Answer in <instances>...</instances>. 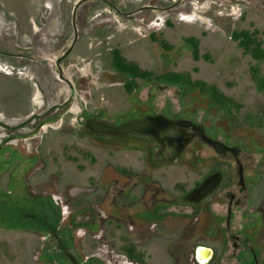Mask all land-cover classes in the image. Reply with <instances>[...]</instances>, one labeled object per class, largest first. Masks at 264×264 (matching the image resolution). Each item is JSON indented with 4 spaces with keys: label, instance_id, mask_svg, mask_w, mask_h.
<instances>
[{
    "label": "rangeland",
    "instance_id": "374dc122",
    "mask_svg": "<svg viewBox=\"0 0 264 264\" xmlns=\"http://www.w3.org/2000/svg\"><path fill=\"white\" fill-rule=\"evenodd\" d=\"M175 1L82 0L73 15L78 0H0V31L7 34L0 38V69L10 67L0 70V122L15 121L14 129L0 126L1 137H14L0 144V264H71L65 252L79 262L116 264L113 254L131 257L130 249L143 264H197L195 245L215 243L226 200L219 194L195 201L192 191L218 164L230 176L233 157L194 139L174 161L151 157L145 135L90 132L86 114L114 124L147 114L193 121L250 157L249 216L238 214L232 228H254L252 238L264 249V10L250 0L238 17L232 0H185L167 11ZM52 17L59 28L43 54L35 28ZM72 20L78 38L60 66L62 73L70 69L74 94L64 102L71 94L58 95L51 69L71 44ZM26 47L29 60L18 57L27 56ZM116 61L137 69L124 73ZM176 76L198 84L172 83ZM118 169L149 173L156 186L142 198L154 201H135L134 181L122 189ZM155 213L158 220H150Z\"/></svg>",
    "mask_w": 264,
    "mask_h": 264
},
{
    "label": "flooded vegetation",
    "instance_id": "af4514ba",
    "mask_svg": "<svg viewBox=\"0 0 264 264\" xmlns=\"http://www.w3.org/2000/svg\"><path fill=\"white\" fill-rule=\"evenodd\" d=\"M149 6H140V11L143 9V8H147ZM155 7V6H153ZM138 8V9H139ZM51 20H55L54 17L48 19V23H52ZM71 25H72V29H73V32H74V27L77 28V23H75L74 20H72L71 22ZM9 29V28H8ZM73 34V33H72ZM3 35H7L6 33H4ZM3 35H0V38L3 36ZM13 35H14V32H13ZM52 37V36H50ZM78 38V37H77ZM40 39V38H39ZM42 44V46L44 47H40V48H46L47 47V43H48V39L45 38V39H40ZM69 47V46H68ZM23 52H26L27 53V56H24V55H20L18 57H22V58H27L28 60L31 58L30 56V53H31V50L32 48L31 47H26V48H23L22 49ZM50 49L48 48V51ZM68 50V49H67ZM69 53V52H68ZM68 53L63 56L61 59H60V62L59 64H61L63 62V60L66 58V56L68 55ZM53 71V76L56 75V77L54 76V78H56L57 80V83L54 84L55 88L56 89H63L64 87V92L66 93H69L70 92V96L64 100V102H70L72 99V95L74 94L73 92V88H72V85H73V82L65 76V73L63 71V73L61 72V76H59L58 74V68L55 67V69H51ZM57 70V71H56ZM38 76H40V72H36ZM67 78V79H66ZM67 81L68 83H66L65 81ZM59 84H61V87L59 86ZM49 86V84H48ZM66 89V91H65ZM41 103V98H40V102ZM73 108H77L76 105H73ZM94 115V114H93ZM93 115H89V114H86L85 115V120L89 117H92ZM148 115V114H147ZM147 115H144V116H140V117H137V118H131L127 121H131V120H138V119H142L144 118L145 116ZM150 116L154 115V114H149ZM156 115V114H155ZM4 118L3 115L0 113V119ZM97 119L99 121L100 118L99 116L97 117ZM84 120V122H85ZM127 121H123L121 123H124V122H127ZM177 121V120H176ZM182 121H186V120H182ZM15 121L14 120H6V123H3V122H0V126L1 127H4V128H9L11 126H9L10 124H13ZM104 122V121H102ZM194 125H181L179 124L177 126L178 129H182V132L184 133V135H187L189 140L188 142L186 143V145L191 141V140H197L199 144H202L203 146H207L208 148L212 149L215 153H220V154H229L233 157L234 159V163H233V166L231 165L228 169V171L231 173V175L229 176H225L224 175V172L221 170L220 167H222L220 164L216 165L213 167V172L212 174L214 173H219L220 174V180H219V183L218 185L214 188V190L209 194V195H212V197H216L220 194V196L223 198H225L226 202H225V207L222 208V210H225V216H222L221 219H222V222L224 223L222 225L219 224H215L216 225V241L213 245V248L211 249H208V254L206 253L205 250L203 249H199L197 251V254H198V257L202 258L201 259H198L199 262L200 260L203 261L204 259V262H202L203 264H264V249L263 248H260V245L257 241L256 238H252V234L254 232V228H252V230H250L248 228V225H243V223L240 224L239 228L235 229V228H232V223H233V220L236 216H238L239 214V218H242L243 215H246V216H249V213L248 211L245 212V205L249 202V198H250V201H251V193L253 192L252 191V186L249 184L251 180H249V178L247 177V175H245V172H247V170L249 169L248 167L251 165V163L253 161H250V157H240V154H239V149L237 148V150H229V149H224L223 152H220L219 149H216L214 148L212 145L208 144V143H205L201 137L199 136L198 134V130L201 129L200 126H198L199 124L191 121ZM10 123V124H9ZM107 124H110V125H119L121 123H118V124H114V123H108V122H105ZM174 123V121H173ZM172 123H168L167 127L168 128H171L173 126H171ZM14 129V127H11ZM166 128V127H165ZM164 128V129H165ZM203 129V132H204V135L212 138L211 136L207 135L204 128L202 127ZM135 135V136H138V135H145V137H148V139L150 140L151 144L149 146V156L153 157V156H161V153L162 151L164 150V145L160 143L159 139L156 138L155 135L151 134V133H143V134H139V133H127L125 135H123L124 137L125 136H128V135ZM105 135H109L110 137L111 136H115L114 134H110V133H105ZM11 138H13L12 135H8V132H6V137L3 138V136L1 137L0 136V144H2V142H5L7 143ZM214 140H218L222 143H224L225 145H227L224 141L222 140H219V139H215V138H212ZM235 152V154L233 153ZM249 158V159H248ZM244 160H248L250 161L251 163L249 164H245ZM254 163V162H253ZM120 173H117V178L120 180V178L122 179V189H126V186L127 187H130L131 184L129 183L130 181H134L132 182L133 184H135V187L137 188V192L133 195H135L133 197V199L135 201L138 202V200L141 201V205L142 206H146V204H151L154 199L153 197L155 196H151L150 199L147 201L146 199L143 200L142 196L144 193H153V190H154V187L153 186H156V182L155 180L153 179V177L149 174V173H143V172H137L135 173L134 175L132 174H128V172L125 170H120L118 169ZM235 170V172H233ZM133 171V170H132ZM235 174V176H234ZM233 175V176H232ZM116 176V175H115ZM206 177V176H205ZM205 177L203 178V180L205 179ZM208 177V176H207ZM134 180H133V179ZM114 182L112 181H109V183H105V190L110 192L114 186H112L111 184H113ZM114 185V184H113ZM197 187V186H195ZM193 187V188H195ZM143 188H144V191H143ZM127 192V190H125ZM124 192V191H122ZM144 192V193H143ZM187 192H185L183 194V197H184V200H188V203H190L189 199V195H186ZM125 194V192H124ZM209 195H206L205 197H203L202 199H200V201H203L204 199H206ZM192 198V197H191ZM219 198V197H218ZM123 200V199H122ZM143 200V202H142ZM122 204H125V206H128V203L127 201H123ZM157 207L158 206H155V212H157ZM241 208V211L238 212L237 209ZM217 211L219 209V207L216 208ZM261 210L262 209H259L260 211V219H261ZM147 210H145L146 212ZM247 213V214H246ZM141 215V214H140ZM153 216H156L155 218H151L150 220H158V215L155 213V215ZM263 216H264V213H263ZM75 219L76 221H79L81 220L82 222H86L88 223V217H81L80 214H77L75 216ZM81 222V223H82ZM258 226V225H257ZM240 230H243L245 233H242V232H239ZM48 236H54L56 239H57V229L56 228H50L49 231H48ZM58 243L60 244V241L58 240ZM110 244V243H109ZM112 245V244H110ZM64 249V248H63ZM65 250V249H64ZM120 254V253H119ZM120 255H124L125 254H120ZM207 255V256H206ZM65 256L67 258V260L69 261V256H72L70 253L68 252H65ZM76 259L75 256H72ZM126 257V256H125ZM90 257H86L85 259L81 260L80 262L77 261L79 264H89V259ZM194 262H196V259H195V256L192 255L191 257ZM89 259V260H88ZM133 260V259H132ZM70 262V261H69ZM116 262V261H115ZM133 264H140L136 261H131ZM71 263V262H70Z\"/></svg>",
    "mask_w": 264,
    "mask_h": 264
},
{
    "label": "water",
    "instance_id": "95a60500",
    "mask_svg": "<svg viewBox=\"0 0 264 264\" xmlns=\"http://www.w3.org/2000/svg\"><path fill=\"white\" fill-rule=\"evenodd\" d=\"M81 2L82 0H79L78 2L75 3L73 15L76 12V9L78 8ZM77 37H78L77 28L74 27L73 38L68 50H66V52H64L62 55L55 58V66L58 68L59 76H61L60 73L61 67L59 64L60 59L64 56V54L66 55L73 48L77 40ZM97 117L98 116L95 114L92 117H89L85 120L84 126L87 128L88 131L96 134L110 133L116 136H123L127 133H139V134L151 133L155 135L156 138L159 139L161 144L164 145V150L162 151L160 157L162 158V160L165 161H174L177 158V156L182 152L183 148L185 147L186 143L189 140L188 136L184 135L182 129H178L177 126L179 124L183 126L189 124L195 127V125L191 121L177 120L174 121L173 123V121L167 119L162 115H152V116L147 115L142 119L127 121L119 125L107 124L105 122L99 121ZM168 123L169 124L172 123L171 126L173 125L174 126L168 128L167 127ZM198 126H200L201 129H199L197 132L205 143H208L212 145L214 148L219 149L220 152H223L225 148L232 151L237 150V148L234 146L225 145L224 143L218 140H214L204 135L202 126L201 125ZM233 153L235 154V152ZM219 180H220V174L218 172L206 177L200 183V185H198L192 191V198L195 201H199L206 195H209L218 185ZM68 258L71 264H79L74 257L69 256Z\"/></svg>",
    "mask_w": 264,
    "mask_h": 264
},
{
    "label": "crops",
    "instance_id": "0c3cea01",
    "mask_svg": "<svg viewBox=\"0 0 264 264\" xmlns=\"http://www.w3.org/2000/svg\"><path fill=\"white\" fill-rule=\"evenodd\" d=\"M50 5H52L51 4V1H50V3H49ZM51 24L50 23H47L45 26H44V28L43 29H39V28H37L36 26V28H35V33H36V39H45V38H49L50 36H53L55 33H56V31H58V28H59V25H58V22L56 21V19L55 20H51ZM2 23H4L3 21H2ZM5 33V31H0V35H3ZM40 51H41V53H46L47 51H48V47H46L45 49L44 48H40ZM64 73H65V76L66 77H68L72 82H73V79H72V73H71V71H70V69H66V70H64ZM55 77H56V75H54ZM57 91V93H58V95H59V93H62V92H64V87H63V89L61 90V89H57L56 90ZM65 91H66V89H65ZM66 94V93H65ZM36 102H40V97L39 96H37L36 97ZM209 241H207V243H198L197 245H195V249L196 248H198V250L199 249H203V250H208V249H211V248H213V245L209 242ZM130 249V248H129ZM194 249V250H195ZM208 252V251H207ZM128 255L129 256H131L130 258H133V260H136V261H138L139 263H141V264H143V262L144 261H142L141 260V258L140 257H136L135 255H133L132 254V251H131V249L130 250H128Z\"/></svg>",
    "mask_w": 264,
    "mask_h": 264
},
{
    "label": "built area",
    "instance_id": "2783aa9c",
    "mask_svg": "<svg viewBox=\"0 0 264 264\" xmlns=\"http://www.w3.org/2000/svg\"><path fill=\"white\" fill-rule=\"evenodd\" d=\"M232 1H233V6H231V9L234 8L232 14L235 15V16H238V17L241 16L242 11L245 10L247 7H249V1H250V0H232ZM254 1L258 2L259 5L262 6L261 9L264 10V0H254ZM203 2H204L203 5H206L205 2H210V0H203ZM263 12H264V11H263ZM236 14H237V15H236ZM9 68H10V67H8V66H3V67H1L0 70H3V71L6 70L5 72H9V71H10ZM66 210H67V209H66ZM62 212H64L63 209H62ZM112 253H113V251H112ZM96 256H97V255H96ZM114 257L117 258V261H116V260H113V261H116V262H115L116 264H133V263H132L129 259H127V257H125L124 255L113 254V257H112V258H114ZM119 259H120V260H119ZM107 264H112V263L108 261Z\"/></svg>",
    "mask_w": 264,
    "mask_h": 264
},
{
    "label": "trees",
    "instance_id": "16d2710c",
    "mask_svg": "<svg viewBox=\"0 0 264 264\" xmlns=\"http://www.w3.org/2000/svg\"><path fill=\"white\" fill-rule=\"evenodd\" d=\"M244 43V42H243ZM244 44H246V47H247V43H244ZM253 53H255V52H253ZM113 55H114V57H115V59H117V52L114 50L113 51ZM254 56L256 57V54H254ZM115 67L117 68V69H119L120 71H122V72H124V73H128V74H134L135 73V68H133L132 66H130V65H127L124 61H122V64H120V63H117V61H116V63H115ZM137 69V68H136ZM140 76H145V74L144 73H141V75ZM183 79H185L186 81H187V83H188V85L189 86H191V87H195V85H197L198 83H192V82H189L188 80H187V78L186 77H182V76H176V77H172L171 79H170V81L172 82V83H179V82H181V80H183ZM129 89V88H128ZM212 98L214 99V101H217V102H219V103H225V102H227V100H225V99H223V98H220V97H218V96H216V95H212ZM221 101V102H220ZM223 105H226V104H223Z\"/></svg>",
    "mask_w": 264,
    "mask_h": 264
},
{
    "label": "bare ground",
    "instance_id": "6f19581e",
    "mask_svg": "<svg viewBox=\"0 0 264 264\" xmlns=\"http://www.w3.org/2000/svg\"><path fill=\"white\" fill-rule=\"evenodd\" d=\"M67 79V78H66ZM65 81V80H64ZM66 83H68L67 81H65Z\"/></svg>",
    "mask_w": 264,
    "mask_h": 264
}]
</instances>
